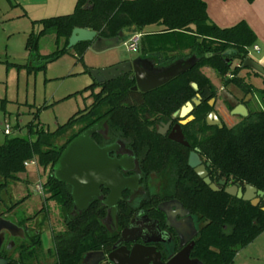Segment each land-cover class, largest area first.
Instances as JSON below:
<instances>
[{
    "label": "trees",
    "instance_id": "obj_1",
    "mask_svg": "<svg viewBox=\"0 0 264 264\" xmlns=\"http://www.w3.org/2000/svg\"><path fill=\"white\" fill-rule=\"evenodd\" d=\"M253 1L247 0L249 3ZM32 24L40 27L26 37L25 49L32 60L30 65H26L28 72L45 69L47 62L58 59L71 49L83 63V55L90 42L80 41L68 48V37L74 27L92 29L97 36L111 38L122 30L133 29L141 33L145 27L157 25L160 27L158 31L141 33L148 42L147 50L194 48L202 54L199 65L213 66L219 76H223L227 68L223 67L222 61L205 57L203 53L234 48L244 60L248 56V49L256 42L255 33L243 20L224 28L211 22L203 0H76L72 12L44 17L32 21ZM52 32L57 48L42 55L39 41ZM142 49L145 50V46ZM254 74L262 78L264 85V76L256 71ZM191 79L198 83L210 82L201 72ZM228 82L239 85L242 79L234 78ZM97 87L100 90L96 91ZM87 90L92 102L87 108L77 110L54 130L38 126L33 118L26 124L27 136L7 137L0 143V190L9 181L19 180L18 174L26 171L24 162L35 159L43 168H49L43 183L44 205L39 211L47 209V201H55L63 225V228L52 232V247L46 251L41 232L26 229L24 237L19 238L12 249L1 250L0 257L6 259L7 264H43L42 258L47 253L53 258L52 264H81L86 253H107L118 239L119 233L109 230L104 222L105 205L93 198L86 207L74 211L70 186L54 176L53 166L66 144L80 131L95 124L101 107L110 125L112 108L117 93L123 90V84L120 80L99 83L93 78L92 83L79 92ZM246 91H251L250 85H246ZM257 94L264 106V87L257 90ZM75 125L81 127L70 134L64 143L56 145L55 140ZM216 131L212 154L214 172L264 192V107L253 109L241 124L232 128H216ZM199 183L208 195L199 192L193 204L187 201L202 218L208 220L199 231L196 255L204 264H234L235 255L264 231V200L252 205L224 192H213L201 180ZM124 207L120 203L121 213L116 219L118 230L128 221ZM44 215L47 216V213ZM31 218L17 217L16 221L23 226Z\"/></svg>",
    "mask_w": 264,
    "mask_h": 264
},
{
    "label": "flooded vegetation",
    "instance_id": "obj_2",
    "mask_svg": "<svg viewBox=\"0 0 264 264\" xmlns=\"http://www.w3.org/2000/svg\"><path fill=\"white\" fill-rule=\"evenodd\" d=\"M203 55L222 61L223 67L227 68L223 76H219L213 66H200L202 54L194 48L142 49L130 58H122L120 61L127 62L124 69L111 79L120 80L123 90L117 93L110 125L101 107L95 124L76 135L91 129L89 137L105 150L106 162L100 164L112 165L114 169L111 183H100L95 194H91V199H98L105 205L106 226L117 231L118 238L121 230L130 226L125 235L131 240L125 243L127 248L134 246L135 254H138L137 244L153 245L155 264H165L179 253L200 260L196 255V241L208 220L187 203L193 204L199 192L208 195L200 180L213 192L226 193L225 188L230 186L245 191V183L214 172V137L216 128L235 127L253 109L263 108L257 94V90L264 87L262 78L243 66L244 60L237 49L212 50ZM208 69L219 76L220 84L208 77L205 73ZM250 71L252 74L249 75ZM197 72L203 73L210 82L193 81L191 78ZM170 73L172 76L163 80ZM234 78H241L242 82L239 85L228 82ZM246 85H250L251 91H246ZM239 104L246 108V116L231 113ZM223 113L238 117L239 121L228 125ZM215 119L219 120L220 126ZM190 165L204 166L206 176L217 190H212ZM68 185L72 194V186ZM116 188H119L118 194L114 191ZM232 197L247 201L236 195ZM262 200L259 198L256 205ZM120 203L125 206L128 221L118 230L116 219L121 213ZM77 210H80L78 206H74V211ZM6 216L0 215L9 219ZM13 222L23 228L22 236L17 235L15 240L23 238L25 230L29 229L27 223L22 226ZM0 232L4 236L0 252L9 250L13 240L7 230ZM135 264L142 263L137 261Z\"/></svg>",
    "mask_w": 264,
    "mask_h": 264
},
{
    "label": "rangeland",
    "instance_id": "obj_3",
    "mask_svg": "<svg viewBox=\"0 0 264 264\" xmlns=\"http://www.w3.org/2000/svg\"><path fill=\"white\" fill-rule=\"evenodd\" d=\"M4 19L3 17L0 21V123L8 120L16 128L18 126L21 128L13 129L9 136L0 133V143L7 137L27 136L26 124L33 118L44 129L52 131L77 110L88 106L92 101L89 97L90 91H79L93 81L89 70L103 66L93 63L97 56L101 55L98 52L91 51L85 55L86 63L90 62L94 66L90 67L84 66L71 49L58 59L47 62L45 69L28 72L26 65H30L32 60L25 49L27 36L22 31L23 25H20L16 18ZM38 28L39 26L35 27L34 31ZM143 40L145 37L142 36L137 52L129 51L123 43L114 48L121 58H130L141 53ZM56 48L53 32L46 34L39 41V52L42 55L49 54ZM250 56L258 61L260 53L251 51ZM205 73L213 82L220 84L219 76L212 70L208 69ZM250 74H252L251 71ZM251 81L254 79L251 78ZM223 115L228 125L239 121L238 117L228 116L225 113ZM16 123L19 124L16 125ZM79 127L81 126L75 125L71 130L59 136L55 144L64 143L70 133L75 132ZM48 173V167L43 168L37 162L30 163L25 172L18 174L19 180L9 181L7 186L0 190V215L6 214V217L13 221H16L17 217H32L28 220L27 226L41 232L44 251L52 247V232L63 228L55 201H47V209L39 211L44 205L45 192L37 193L35 185L38 182L43 183ZM18 201L21 202L16 204V207L7 210ZM45 212L47 216L44 215ZM11 238L13 244L10 249L19 242L18 239L15 240L16 237L11 236L10 240ZM44 255L43 264H52L53 258L48 253ZM234 264H264V231L237 253Z\"/></svg>",
    "mask_w": 264,
    "mask_h": 264
},
{
    "label": "water",
    "instance_id": "obj_4",
    "mask_svg": "<svg viewBox=\"0 0 264 264\" xmlns=\"http://www.w3.org/2000/svg\"><path fill=\"white\" fill-rule=\"evenodd\" d=\"M134 30H122L117 36L107 38L97 36L96 31L88 28L74 27L68 37L67 47L71 48L73 45L80 41H89L91 48L96 52L116 47L117 45L124 43V41L132 34ZM126 61H119L110 66L102 68H91L89 70L91 76L98 82L105 80H111L118 75ZM244 67H249L257 73L264 76V66L255 61L252 57L247 56L243 61ZM171 70V69H170ZM168 70V71H170ZM171 72V71H170ZM172 75L167 74L163 80H167ZM196 88V84H193ZM232 114L247 115V110L243 105H237L231 111ZM215 122L220 126L219 120L215 119ZM91 129H88L78 136L73 138L63 149L59 158L53 166L54 176L65 183L72 186V196L74 206H78L82 209L87 206L91 199V194H95L97 187L100 183H111L113 180L114 169L112 165H102L100 163L106 162L105 150L100 149L93 140L89 137ZM194 168L195 172L203 181L209 185L212 190H217V187L212 183L206 171L202 165H190ZM220 183H223L221 181ZM84 190V194L82 191ZM116 193H119V188L114 189ZM225 192L232 196L241 197L244 200L250 201L252 205H256L259 198L264 200V192L258 190L256 187L246 184L245 191L242 192L241 188L236 186H230L225 188ZM105 204H108L106 201ZM264 210V206L262 207ZM5 229L9 232L10 236L16 237L22 236L23 228L17 226L9 219L0 217V231ZM130 230V226L121 230L119 238L112 245L111 250L107 253L103 251L89 252L84 256L85 261L88 264H99L101 261L107 259L112 264H135L137 261L142 264H155V260L152 258V254L155 252L153 245L137 244L140 248V252L135 254V247L127 248V242L131 241L125 237ZM4 236L0 232V247L3 242ZM92 259V261H90ZM137 260V261H136ZM90 261V262H89ZM93 262V263H92ZM0 264H7V260L0 257ZM165 264H204L198 259H189L187 253L174 256L170 261Z\"/></svg>",
    "mask_w": 264,
    "mask_h": 264
},
{
    "label": "crops",
    "instance_id": "obj_5",
    "mask_svg": "<svg viewBox=\"0 0 264 264\" xmlns=\"http://www.w3.org/2000/svg\"><path fill=\"white\" fill-rule=\"evenodd\" d=\"M203 1L206 3V13L209 20L217 26L223 28L230 27L242 20L248 24L256 35L255 45L258 46V51L255 52L260 53V57L257 62L264 66V0H254L251 3L247 2V0ZM75 3L76 0H0V21L3 17L5 19L10 18L11 20L16 18L19 20L20 25H23L22 31L27 36L32 30H34L35 27H38V25H33L32 21L44 17L68 14L73 11ZM159 28L160 27L157 25H149L145 27L141 33H153L158 31ZM141 44L142 46H145V49L148 48V42L146 39L143 40ZM91 51L94 50L91 48L90 43L83 55L84 66L88 65L90 67H94L92 66L93 64H90V62L87 64L85 61V55ZM98 53L101 55L97 56L96 60L98 62L95 60L93 62L94 65H103L102 67H106L122 59L114 47ZM18 124L19 123H16V125ZM38 126L41 125L38 123ZM13 127L14 129L16 128L15 125H13ZM19 128L21 127L18 126L16 129Z\"/></svg>",
    "mask_w": 264,
    "mask_h": 264
},
{
    "label": "built area",
    "instance_id": "obj_6",
    "mask_svg": "<svg viewBox=\"0 0 264 264\" xmlns=\"http://www.w3.org/2000/svg\"><path fill=\"white\" fill-rule=\"evenodd\" d=\"M142 37V34L139 32H135L134 34L130 35L125 41L124 45H126L127 49L132 52H136L139 49V43H140V38ZM251 51H258V46L253 45L248 49V54H250ZM13 125L8 121L4 120L3 122L0 123V133L9 136L13 132ZM30 163H36L35 159L28 160L24 162V165L27 167ZM36 192L37 193H42V183L38 182L35 185ZM99 264H112L109 260L105 259L101 261Z\"/></svg>",
    "mask_w": 264,
    "mask_h": 264
}]
</instances>
